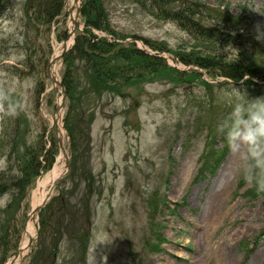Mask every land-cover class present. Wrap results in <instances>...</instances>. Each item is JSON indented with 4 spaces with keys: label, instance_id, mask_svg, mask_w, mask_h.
Segmentation results:
<instances>
[{
    "label": "rangeland",
    "instance_id": "1",
    "mask_svg": "<svg viewBox=\"0 0 264 264\" xmlns=\"http://www.w3.org/2000/svg\"><path fill=\"white\" fill-rule=\"evenodd\" d=\"M25 1L0 0V174L10 171L0 183L20 174L24 144L37 148L42 166L24 189H0V264L18 255L39 181L59 163L58 127L71 172L56 180L61 183L43 206L37 243L23 264H264V195L247 193L254 182L245 179L240 153L219 131L238 102L233 86L244 98L251 93L233 83L239 80L183 60L217 55L250 64L255 53L264 67L258 49H264V37L254 31L257 22L264 25V0H199L200 8L239 17L223 15L216 22L208 11L207 25L226 26L212 44L135 0H104L111 28L126 37L95 33L157 60L121 59L125 67L114 88L90 92L78 105L66 91L58 127L52 118L62 91L53 84L50 64L72 28V0H63L50 24L36 20V8L27 18ZM84 1L79 21L85 32ZM87 67L75 58L79 91L90 82ZM66 68L64 58L62 80ZM12 140L20 143L17 152ZM211 149L215 156L227 150L213 173L203 166Z\"/></svg>",
    "mask_w": 264,
    "mask_h": 264
},
{
    "label": "trees",
    "instance_id": "2",
    "mask_svg": "<svg viewBox=\"0 0 264 264\" xmlns=\"http://www.w3.org/2000/svg\"><path fill=\"white\" fill-rule=\"evenodd\" d=\"M5 0H3L4 2ZM176 0H135L134 2L141 3L145 9L150 11V13L154 14L160 19H172L175 20L180 26L186 28L188 31L191 30L194 34L197 33L202 35L204 42L206 43L207 37H209V41L211 44L216 40V33H223L226 29V26L222 25L220 22L216 24L207 25L204 20L206 18V13L214 15L216 22L221 21L220 18L225 15L228 19H238L239 17L222 11L221 8L211 9L205 4L204 6L207 8H200L203 3L199 0H183L180 6H175L174 2ZM58 3L60 6H58ZM184 4V5H183ZM25 7L28 11V17L32 18L31 11L35 8V16L36 20L41 23L50 24L54 17L60 15L62 13L63 0H26ZM183 6V7H181ZM83 14L86 19V25L88 27L85 28L84 33H80L76 37L75 45L66 52L65 64L66 71L64 72L63 82L66 85L67 95L72 99V102H76L78 105L79 101L82 100L83 96L88 95L90 92H100L103 89L110 87L113 82L116 81L118 76H120L119 72L123 70L124 65L118 63L120 60H130L132 63L139 58L142 62H149L151 60H157V56L147 55L146 53L140 51L139 49L124 47L122 43L116 40H110L107 36H100L96 34L94 30L105 31L110 34L114 39H123L126 36H119L117 32L111 28L110 18L107 8L104 4V0H86L83 5ZM198 14L199 19L196 17ZM35 19V18H34ZM254 19L252 18V22ZM245 22V20H244ZM215 23V22H213ZM256 25V24H255ZM254 25V31L256 33ZM261 38L264 37V28L261 29ZM257 34V33H256ZM128 37H135L136 35H131ZM134 46V45H132ZM260 53L264 55V49L258 48ZM142 56H145L142 58ZM190 56V54H189ZM215 56L217 55H209L205 58L193 57V58H183L184 62L190 63L194 62L202 66L203 68L209 69L210 73L222 74L228 78L235 80L244 79L245 75H251L258 77L260 79H264V67L260 68L257 64V57H252L255 62L250 64H245L240 61H222L216 60ZM79 58L80 60H85L87 62V69L84 70L85 76L90 79V82L85 83V87L83 90L79 91V85H81V76L78 75V69L76 70V74L73 75V67L75 64V58ZM161 59V58H160ZM242 61V60H241ZM118 63V64H117ZM263 66V65H262ZM217 68L220 70L217 71ZM184 77H190L192 74L183 73ZM194 76V75H193ZM189 80V79H188ZM119 79L117 80V82ZM243 85H245L248 89V92L251 94L246 95L248 99H254L258 97H264V83H258L252 78L244 80ZM6 107L7 104H5ZM69 133L74 135V130L71 126H68ZM16 136V135H15ZM20 143L12 140V151L17 152L18 146ZM74 150L76 149L73 145ZM25 151L23 155L20 157L18 153V163L20 174L13 176L11 180L8 182L0 183V189L5 187L6 189L15 188L22 190L27 185H30L32 181L35 180V177L40 174L42 163L40 161V155L38 153L37 148L35 149L33 146H29L24 144ZM21 150V149H20ZM19 150V151H20ZM227 150L225 149L224 155L215 156L214 149L209 150L206 154H204L203 166L206 169L210 170L212 173L215 171V165L224 159ZM12 154L9 153V161H11ZM202 166V167H203ZM10 171H6L0 174V181L7 178V174ZM249 188L247 193L252 194H262L264 192H258L257 188ZM6 183V184H5ZM4 184V186H2ZM4 189V188H3ZM46 216L44 221L46 222ZM42 224L44 222L42 221ZM155 249H159V244Z\"/></svg>",
    "mask_w": 264,
    "mask_h": 264
},
{
    "label": "clouds",
    "instance_id": "3",
    "mask_svg": "<svg viewBox=\"0 0 264 264\" xmlns=\"http://www.w3.org/2000/svg\"><path fill=\"white\" fill-rule=\"evenodd\" d=\"M262 28L264 25L257 22L255 29L259 40ZM248 78L245 75L244 79ZM233 90L238 102L222 122L219 131L226 135L230 149L240 153L245 179L254 180L257 191L264 192V97L248 99L235 86Z\"/></svg>",
    "mask_w": 264,
    "mask_h": 264
},
{
    "label": "water",
    "instance_id": "4",
    "mask_svg": "<svg viewBox=\"0 0 264 264\" xmlns=\"http://www.w3.org/2000/svg\"><path fill=\"white\" fill-rule=\"evenodd\" d=\"M81 2H82V0H81ZM80 10H81V8H78V10L75 13V16L73 17V20H72L73 26H72V29L68 32L67 39L62 43V51L57 56H55V58L51 61V64H50V73H51L53 83L59 85L61 87V91H62V98H61L59 106H58V115H60L61 117H62V105H63V102L66 98V88L63 85L62 80L59 79L58 71H57V76L54 75V72H55L56 67L59 70V63L63 62L64 53L72 47V45L75 41L77 28L79 27V30H81L80 23H79V15L81 13ZM54 124H57L55 117H54ZM57 131H58L59 140H60V142H59V144H60V157H59V159L62 157V155L65 156L66 165H67V169L65 172H70L71 171V165H70V155L68 154V148L64 144L63 134L60 132V129L58 128ZM57 184H60V182ZM55 187H56V183L54 181L51 183L49 189L47 190V192L44 195V197L42 198V200H40V203L33 209L32 213H31V217H33L34 214H37L36 237L30 241V244L28 246V252L25 255V257L23 258L22 264L24 262V259L32 252V249L34 248L35 244L37 243L38 230L40 228V224L38 222V217L40 216V212H41L43 206L48 201V199H49L51 193L53 192V190L55 189ZM20 250H21V248L19 249V252H20ZM15 258H13V259H15Z\"/></svg>",
    "mask_w": 264,
    "mask_h": 264
},
{
    "label": "bare ground",
    "instance_id": "5",
    "mask_svg": "<svg viewBox=\"0 0 264 264\" xmlns=\"http://www.w3.org/2000/svg\"><path fill=\"white\" fill-rule=\"evenodd\" d=\"M81 0H72V20L74 17L75 11L79 8ZM59 54V52L56 54V56ZM58 68H55L54 75L57 76ZM56 118L57 124L61 126L60 123V115H58ZM54 118H52L53 120ZM62 130V129H61ZM64 132V130H62ZM61 160L65 161V164L60 163ZM66 170V158L62 155V157L59 160V163L54 167V169L46 175V177L39 181V187L36 192L35 196V203L34 208L40 203V200L44 197L46 194V186L51 185L52 182H54L58 177H60L62 174H64ZM36 222H37V214H34L33 217H31V220L28 222L25 230V236L24 240L22 242L21 250L17 257L13 259L9 264H22V260L25 257V255L28 252V246L30 244V241L36 237Z\"/></svg>",
    "mask_w": 264,
    "mask_h": 264
}]
</instances>
